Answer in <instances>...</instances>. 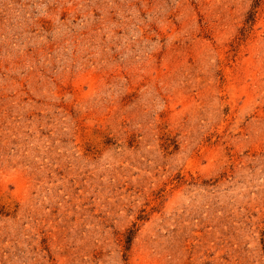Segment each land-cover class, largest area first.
<instances>
[{"label":"rangeland","instance_id":"1","mask_svg":"<svg viewBox=\"0 0 264 264\" xmlns=\"http://www.w3.org/2000/svg\"><path fill=\"white\" fill-rule=\"evenodd\" d=\"M0 264H264V0H0Z\"/></svg>","mask_w":264,"mask_h":264}]
</instances>
